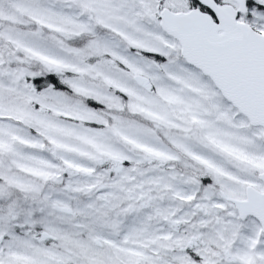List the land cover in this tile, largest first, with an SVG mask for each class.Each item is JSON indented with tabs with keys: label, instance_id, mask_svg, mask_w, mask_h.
Here are the masks:
<instances>
[{
	"label": "snow or ice",
	"instance_id": "1",
	"mask_svg": "<svg viewBox=\"0 0 264 264\" xmlns=\"http://www.w3.org/2000/svg\"><path fill=\"white\" fill-rule=\"evenodd\" d=\"M0 264H264V0H0Z\"/></svg>",
	"mask_w": 264,
	"mask_h": 264
}]
</instances>
